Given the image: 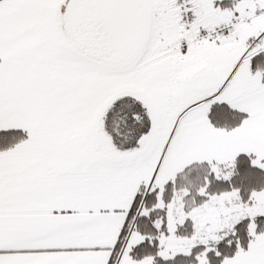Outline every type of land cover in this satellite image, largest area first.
Here are the masks:
<instances>
[{"label":"snow or ice","instance_id":"obj_1","mask_svg":"<svg viewBox=\"0 0 264 264\" xmlns=\"http://www.w3.org/2000/svg\"><path fill=\"white\" fill-rule=\"evenodd\" d=\"M0 264H264V0H0Z\"/></svg>","mask_w":264,"mask_h":264}]
</instances>
